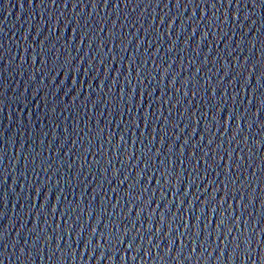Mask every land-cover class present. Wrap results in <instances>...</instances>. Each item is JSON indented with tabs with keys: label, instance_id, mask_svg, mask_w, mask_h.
<instances>
[{
	"label": "water",
	"instance_id": "obj_1",
	"mask_svg": "<svg viewBox=\"0 0 264 264\" xmlns=\"http://www.w3.org/2000/svg\"><path fill=\"white\" fill-rule=\"evenodd\" d=\"M0 264H264V0H0Z\"/></svg>",
	"mask_w": 264,
	"mask_h": 264
}]
</instances>
